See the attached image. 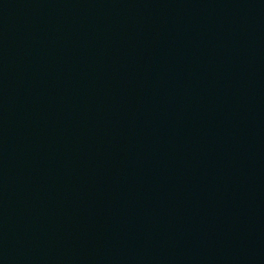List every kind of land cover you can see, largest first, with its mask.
Listing matches in <instances>:
<instances>
[{"label": "water", "instance_id": "95a60500", "mask_svg": "<svg viewBox=\"0 0 264 264\" xmlns=\"http://www.w3.org/2000/svg\"><path fill=\"white\" fill-rule=\"evenodd\" d=\"M0 264H264V0H0Z\"/></svg>", "mask_w": 264, "mask_h": 264}]
</instances>
